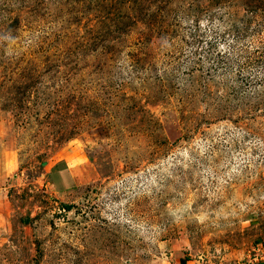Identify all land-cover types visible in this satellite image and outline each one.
<instances>
[{
  "label": "rangeland",
  "instance_id": "obj_1",
  "mask_svg": "<svg viewBox=\"0 0 264 264\" xmlns=\"http://www.w3.org/2000/svg\"><path fill=\"white\" fill-rule=\"evenodd\" d=\"M0 264H264V0H0Z\"/></svg>",
  "mask_w": 264,
  "mask_h": 264
},
{
  "label": "trees",
  "instance_id": "obj_2",
  "mask_svg": "<svg viewBox=\"0 0 264 264\" xmlns=\"http://www.w3.org/2000/svg\"><path fill=\"white\" fill-rule=\"evenodd\" d=\"M66 207H68V205H65Z\"/></svg>",
  "mask_w": 264,
  "mask_h": 264
}]
</instances>
